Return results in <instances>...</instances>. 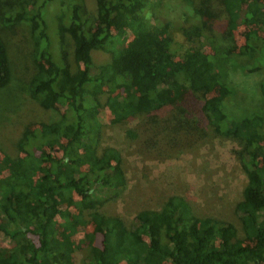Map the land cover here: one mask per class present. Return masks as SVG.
<instances>
[{
    "label": "trees",
    "instance_id": "trees-1",
    "mask_svg": "<svg viewBox=\"0 0 264 264\" xmlns=\"http://www.w3.org/2000/svg\"><path fill=\"white\" fill-rule=\"evenodd\" d=\"M21 22L37 64L28 98L59 118L19 119L18 155L0 153V264H75L84 249L80 264H264V119L225 110L233 91L210 60L253 66L264 99V0H32L2 18ZM10 75L0 39V90ZM104 117H136L123 134L143 158H168L199 133L232 143L242 237L174 195L129 225L101 213L126 188L122 156L101 145Z\"/></svg>",
    "mask_w": 264,
    "mask_h": 264
},
{
    "label": "rangeland",
    "instance_id": "rangeland-1",
    "mask_svg": "<svg viewBox=\"0 0 264 264\" xmlns=\"http://www.w3.org/2000/svg\"><path fill=\"white\" fill-rule=\"evenodd\" d=\"M29 1L32 0H0V39L11 69L9 83L0 90V153L10 157L18 155L15 142L21 134L19 119L48 123L59 118L58 110H43L28 98L29 82L37 72L29 26L23 22L10 26L2 23V18L21 11L22 4ZM164 13L169 15L159 12L157 22L163 21ZM63 48L71 61L68 38ZM106 59L104 53L94 55L96 63ZM210 60L221 80L233 91L224 102L225 110L236 115L257 113L264 119V99L256 93L259 76L251 71L253 66H241L216 54ZM135 123L136 117L124 125L108 121L107 117L100 123L101 145L117 150L122 156L126 188L120 199L108 202L99 211L116 215L129 225L140 209H158L166 196L174 195L183 198L196 217L231 223L237 236L242 237L234 205L241 199L245 177L231 154L234 145L223 138L199 133L191 135V143L168 158H143L123 134ZM84 255L85 249L76 250L73 262L80 264Z\"/></svg>",
    "mask_w": 264,
    "mask_h": 264
}]
</instances>
